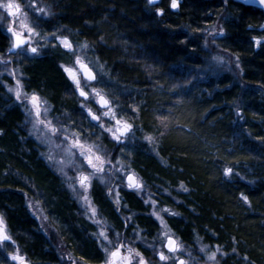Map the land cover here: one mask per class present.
Segmentation results:
<instances>
[{
    "label": "trees",
    "instance_id": "trees-1",
    "mask_svg": "<svg viewBox=\"0 0 264 264\" xmlns=\"http://www.w3.org/2000/svg\"><path fill=\"white\" fill-rule=\"evenodd\" d=\"M47 2L59 12L58 23L78 30L74 41L87 39V50L107 61L108 90L135 125L137 139L125 148L152 190L180 211L178 217L165 218L186 246L217 247L218 264H264V42L254 50L252 40L264 34V10L237 0H180L178 9L169 6L170 0ZM158 8L164 9L162 16ZM217 22L225 28L218 44L240 54L243 75L203 71L208 51L200 47L203 33L195 29ZM8 38L0 27V47ZM28 59L29 86L59 98L65 81L55 51ZM23 120L20 105L0 86V210L24 259L60 264L61 241L56 236V246L45 236L25 206L24 174L50 193L62 194L35 151H26L33 144L20 139L26 135ZM57 210L66 221L71 216L62 198ZM142 224L151 231L154 221L145 217ZM66 240L87 263H96L93 244L81 234ZM5 243L8 249L16 247ZM6 255L0 248L3 264H8Z\"/></svg>",
    "mask_w": 264,
    "mask_h": 264
},
{
    "label": "clouds",
    "instance_id": "clouds-1",
    "mask_svg": "<svg viewBox=\"0 0 264 264\" xmlns=\"http://www.w3.org/2000/svg\"><path fill=\"white\" fill-rule=\"evenodd\" d=\"M153 2L148 0L149 4ZM156 12L162 16L164 9L158 8ZM58 16L55 5L47 0H0V25L9 34L7 44L0 47V65L4 66L0 68V86L24 114L22 127L26 135L20 139L33 144L26 151H35L36 158L55 178L56 192L62 194L61 197L50 193L34 176L21 175L28 189L24 193L26 208L45 236L51 238L54 233L61 241L57 246L60 264H87L77 246L66 240L76 233L93 244L96 264H193L194 257L190 259L192 252L183 237L165 218V214L178 217L180 211L164 202L159 191L152 190L153 185L135 166L133 152L124 147L135 125L126 119L104 83L110 71H105L107 61L101 62L98 53L91 58L83 52L91 47L89 41H74L72 34L78 30L58 23ZM260 27L264 28V24ZM195 32L203 33L202 48H209V38H213L211 43L217 54L211 56L212 60L234 62L243 75L240 54L216 43L215 37L225 34L222 25L217 22ZM18 34L24 43L17 44ZM64 38L71 41V48L62 45ZM252 40L253 49H259L264 34L253 36ZM46 50L55 51L56 66L65 81L59 98L29 86L26 68L32 61L28 57H43ZM65 68L73 69L76 79ZM33 95L40 98L38 108L33 106ZM68 102L74 107H69ZM130 177L135 183L130 182ZM180 187H184L183 183ZM162 191L171 196L168 188ZM61 198L71 208L67 221L57 210ZM145 217L154 221L151 231L142 224ZM0 221L7 233L6 238L0 237V248H5L9 259L15 260L21 249L2 210ZM6 241L16 247L8 249ZM199 251L204 252V246ZM214 257L212 253L208 259Z\"/></svg>",
    "mask_w": 264,
    "mask_h": 264
},
{
    "label": "rangeland",
    "instance_id": "rangeland-1",
    "mask_svg": "<svg viewBox=\"0 0 264 264\" xmlns=\"http://www.w3.org/2000/svg\"><path fill=\"white\" fill-rule=\"evenodd\" d=\"M219 25H221V24L218 23V26ZM0 27L4 31H6V29H4V27L2 25H0ZM219 38H220L219 36L215 37L216 43H218V39ZM212 39H213L212 37L209 38V48L206 49V51H208L207 52L208 57H207V60H206V66L203 68V71H208L210 73L209 75H215V76H217V75H219V74H221L223 72H230L234 76L238 75L239 74V70L235 68V63L234 62L232 64H228L227 62L218 63L217 61L212 60L211 56L213 54H217L213 50L214 46L211 43ZM82 51L85 52L89 57L94 58L92 52H89L87 49H83ZM26 54L27 53H25V55ZM3 67H4L3 65H0V68H3ZM201 72H202V70H201ZM109 79L110 78L108 76L107 79L104 80V83H106L108 85ZM136 136L137 135H136L135 132H133L131 135H129L128 140H127L126 144L124 145V147L127 146L131 141L137 139ZM230 172H231V170H230ZM51 238L53 239V242H54L56 240V235L54 233H52L51 234ZM55 244L57 246V242L56 241H55ZM201 246H204V245H198L197 248H195L193 246H187V247H189V251L192 252V257H190V259H192L194 257L193 264H201V262L205 261V260L208 261V264H217V262H218V250L217 249L218 248L217 247L216 248H211V247H208V246H204L205 251L204 252H200L199 249H200ZM212 253H215V257L213 259H208L209 255L212 254ZM20 255L23 257L22 253ZM185 255H187V253H185ZM6 256H7V263L8 264H20L19 261L10 260L8 255H6ZM59 260H60V258H59ZM25 261H27V260L24 259V263H25Z\"/></svg>",
    "mask_w": 264,
    "mask_h": 264
},
{
    "label": "snow or ice",
    "instance_id": "snow-or-ice-1",
    "mask_svg": "<svg viewBox=\"0 0 264 264\" xmlns=\"http://www.w3.org/2000/svg\"><path fill=\"white\" fill-rule=\"evenodd\" d=\"M170 7L173 8V9H178L180 7V0H171ZM16 42H17V44L24 43L23 37L18 34L17 37H16ZM61 43H62V45L65 48H71L72 47V43H71V41L68 38L62 39L61 40ZM257 43H259V41H257ZM65 71L73 79H76V73L74 72L73 69H71V68H65ZM20 91H21V88L19 87V84H18L16 94L19 95L20 94ZM31 99H32L33 106L38 108L39 105L41 104L40 98L38 96H36V95H33ZM101 102H104L103 101V98H101ZM129 179H130V182L135 183L134 178L130 177ZM82 183H83V180H82ZM0 237H4V238L7 237V233H6L5 229H4V226H3V222L2 221H0ZM14 259L17 260V261H19L20 264H24V257H22L21 255H16L14 257Z\"/></svg>",
    "mask_w": 264,
    "mask_h": 264
},
{
    "label": "water",
    "instance_id": "water-1",
    "mask_svg": "<svg viewBox=\"0 0 264 264\" xmlns=\"http://www.w3.org/2000/svg\"><path fill=\"white\" fill-rule=\"evenodd\" d=\"M159 1L160 0H154L153 3H158ZM238 1L246 5L256 6V7L264 9V3H262L261 0H238ZM6 242H9V241H6Z\"/></svg>",
    "mask_w": 264,
    "mask_h": 264
},
{
    "label": "flooded vegetation",
    "instance_id": "flooded-vegetation-1",
    "mask_svg": "<svg viewBox=\"0 0 264 264\" xmlns=\"http://www.w3.org/2000/svg\"><path fill=\"white\" fill-rule=\"evenodd\" d=\"M87 264H96V263H87Z\"/></svg>",
    "mask_w": 264,
    "mask_h": 264
},
{
    "label": "bare ground",
    "instance_id": "bare-ground-1",
    "mask_svg": "<svg viewBox=\"0 0 264 264\" xmlns=\"http://www.w3.org/2000/svg\"><path fill=\"white\" fill-rule=\"evenodd\" d=\"M238 1V0H237Z\"/></svg>",
    "mask_w": 264,
    "mask_h": 264
}]
</instances>
